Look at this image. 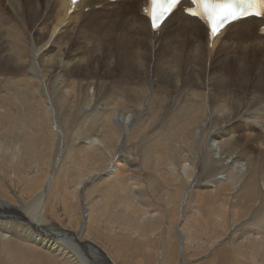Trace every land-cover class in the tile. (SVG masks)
Here are the masks:
<instances>
[{"label": "bare ground", "instance_id": "obj_1", "mask_svg": "<svg viewBox=\"0 0 264 264\" xmlns=\"http://www.w3.org/2000/svg\"><path fill=\"white\" fill-rule=\"evenodd\" d=\"M71 3L72 0L0 1V34L8 29L15 48L21 54L27 50L31 53L30 68L26 70L31 77L40 67V60L54 73L55 83L58 82L63 94L72 88L80 101H94L95 105L83 113L91 110L92 130L101 129L107 123V135L81 140L77 147L71 143L68 148L67 132L60 128L58 121H51V117L56 118V110L46 92L47 85H43V90L40 88L46 98V117L43 123L39 119V123L35 122L42 131L36 134L34 131L31 134L30 128L25 131L29 140L24 148L32 155H46L50 160L47 167L52 161L54 169L44 173L31 171L26 175L20 172L18 185L22 186L18 192L26 194L27 199L20 194L16 196L18 192L11 197V189L0 179V264H118V259L130 264L127 257L130 249L142 259V264L148 260L150 264L167 261L172 264H264V19L249 17L233 22L212 39L205 23L184 10L190 6L187 2L158 31L151 29L144 12L149 0H80L75 8H71ZM108 11L111 16L99 19L103 14H110ZM25 12L37 17L39 27V34L29 43L23 30L5 19L21 18ZM117 23L121 26L113 28ZM107 38H111L119 56L106 53L103 59L99 57ZM112 39L123 45L119 47ZM149 55H158L153 65ZM17 58L23 63L21 56ZM55 58L59 61L56 72L52 67ZM83 59L102 60L110 76L120 67L122 70L110 78L104 87L106 92L102 93L95 81L97 69L81 78ZM1 76L10 78L14 85L24 80L20 74ZM31 77L28 76L27 82H33ZM78 77L85 84L82 82L77 90L71 82ZM101 98L109 102L106 108L100 107ZM153 109L155 115L151 117L148 111ZM172 112L182 117L181 121L172 117L171 127L158 135ZM145 118L150 119L148 124ZM2 119L9 124L4 128L7 131L11 120L21 124V119L12 113H4ZM153 123L157 126L150 132ZM174 123L177 128L172 131ZM179 130L182 135L186 134L191 149L171 158L164 151L167 145L178 142L180 138L175 136ZM136 131L150 133L135 136ZM38 133L52 135L43 138L49 140L50 146L55 137L57 148L36 153V138H42ZM104 138L121 143L118 150L114 152L115 148L106 147ZM131 140L138 141L136 146ZM132 145L139 153L130 157L123 151ZM15 148L20 158L23 151ZM53 151L56 153L51 156ZM106 152L110 157L114 152L115 156L109 159ZM176 158H182L186 188L173 186L174 190H162L171 198L158 203L153 196L155 199L151 201L157 202V206L150 201L144 203L146 196L139 192L145 184L140 177L141 167H152L163 174L169 171L178 180L183 176L174 164ZM71 161L76 168L70 167ZM187 162L190 163L187 165ZM76 171L80 174L77 173L71 199L65 198L67 179ZM147 179L152 188L160 187L154 178ZM201 179L204 185H198ZM87 180L96 182L93 188L99 192L97 198L88 196ZM58 200L72 212L65 225L54 219L59 212ZM172 204L175 206L170 208ZM124 208H131L136 219L119 215ZM187 209L191 210L188 217ZM236 223L239 229L233 232ZM125 227L126 230L142 229L143 236L160 228L166 233L153 253L150 242L130 241L128 238L132 235L125 232ZM99 230L108 235L101 238L100 244L95 239H85ZM200 232L210 236V245L202 244L206 248L210 246L207 248L210 259L194 263L191 256L195 257L201 250L194 245L199 244L196 237H201Z\"/></svg>", "mask_w": 264, "mask_h": 264}, {"label": "rangeland", "instance_id": "obj_2", "mask_svg": "<svg viewBox=\"0 0 264 264\" xmlns=\"http://www.w3.org/2000/svg\"><path fill=\"white\" fill-rule=\"evenodd\" d=\"M0 1H4V0H0ZM1 5H3V3ZM42 9H41V12L44 11V9L43 10ZM31 12H33V11H31ZM110 12L111 11H108L107 13H110ZM111 14L112 13H110V14H103L104 16L101 15L99 17V19L100 18H106L107 15L111 16ZM5 19L8 20V21H10V22H12L14 26H16V27L20 28L21 30H23V32H24V34L26 36V39H27V42L28 43L31 42V41H33V40H35L34 37L39 34V27H38V24H37V17L34 14H31V13H28V12L26 13L25 12L24 13V16L21 17V18H18L17 19V18H14L13 16H9V17H7ZM116 26L117 27H120L121 24L120 23L114 24L113 28H117ZM108 39L109 38H107L104 41L105 43L103 42V46H102V49L103 50L101 49V52H100L101 54L100 53L98 54L100 58L102 56V59L106 56L105 55L106 53L107 54H111V53L113 54L114 53L113 55H116V57L119 56L118 55L119 53L117 52L116 48L111 44V38L109 39L110 41H107ZM11 40L12 39H11V37L9 35L8 29L7 30H3L1 32V34H0V82H3V83H0V96H1V98H0V109H2V110H0V115H1V117H0V128H1L0 129V138L3 139V140L0 139V144L2 143L1 146H0V173H1L0 174V179H2L3 184H5L7 187H9L11 189L10 190L11 191V195L10 196L13 197L14 194H16L18 192V190L20 191L21 186H22L21 184H20L21 186L18 185V183L20 181L18 179L20 177V172H22V173H24V175H26L27 173H30L31 171H38L39 170V171H42V173H44L43 171L51 172L54 169V165H53V162L52 161H51L52 164L50 165V167H47V164L50 162V160L48 161V158L46 159V155H44V156L41 155L40 156V155H37L35 153L32 155L31 152H28L26 150V148H24V144L25 143H28V140H29L26 137V135H25V133H26L25 131L27 129L30 128L31 134L33 133V131H34L35 134H36V132L42 131L40 128L38 129V126L35 124V122L39 123V121H38V119H39V120H42V123H43V121L45 120L44 119V116H45V110L44 109H45V106H46V104H45L46 103L45 102L46 101V98H45V95L43 94L44 92L41 91V89L43 90V85H45V84L47 85L46 88L49 91H47V89H46V92H49L50 97L52 98L53 105L55 104L54 107H55V110H56V115H55L56 118L54 116L51 117V121H54L55 120V123H57V121H58V123H59L58 125L60 126V128L63 131L65 130V132H67V134H65V135H66V140H68L67 141L68 148H71L70 146L72 144H73L72 146L77 147V146L80 145L79 142H81V140H87V139H89L91 137H94V136L96 138H103V137H105L107 135V134H105V132L108 130V125H107V123H105L104 124V127L101 128V129H98V130H92V129H90V126L94 123V117L91 114H89L91 112V110H88V113H83V112H84V110L86 108L93 107L95 105V102L94 101L89 102L88 99L81 100L80 101L78 99V97L75 96L76 94L74 93V91H73L72 88L70 89L71 91H68L67 94H63V91H62L63 89L61 90L59 88L58 82L55 83V78H54L55 76L53 77V74L54 73L53 72H50L47 69V66L45 65V63L42 62V61H40V60H39V63H38L40 67L37 70L34 71L35 72V74L33 75L34 78L31 77L32 74L31 73L28 74V71L26 72V70H29V68H30V63H31V59H32L31 53L27 50V51H23V54H21L15 48V45L12 43ZM112 40L114 41V43L115 42L117 43L116 45H118V42H117L118 40H114V39H112ZM106 41H107V43H106ZM109 42H110V45L108 44ZM122 45L123 44H120L119 43L118 46L121 47ZM21 46H22V44L19 47H21ZM109 46L111 47V49H110ZM186 49H188V47ZM109 51H110V53H108ZM18 56H21L24 59L22 61L23 63L19 62L20 60H18V58H17ZM149 56H150V59L152 60V65H153L154 62H155V60H156V58H158V55H155V56H157L156 58H155V56H152V55H149ZM102 63H103L102 60H97V59H83V60H81L80 65H81V67L83 69V74L81 75V78L82 79H85L89 74L93 73L95 71V69H97V74H96L97 77L95 78V81H96V84H98V86L101 87V92L102 93L103 92L105 93L106 92V89L105 88L109 84L108 82H109L110 78L112 79V77H113L114 74H116L118 76L119 75L118 73L121 72L122 68L120 67L121 68V69L119 68L120 70L117 69L118 70L117 73H113L112 72L113 74H112V76H110L109 75V74H111L110 70L106 71V69H108V68H103L105 64L104 63L102 64ZM58 65H59V61L55 58L53 60V63H52V67L55 70V72H56V70L58 68ZM100 69H101V71H100ZM98 71H99V73H98ZM102 72H104V73H107L108 72L109 74L107 73V74L104 75ZM4 74H10V75L11 74L12 75L20 74L21 75V78L24 79V80L19 81L18 82L19 85H14V83L12 81H10V78H7V76L6 77L1 76V75H4ZM28 76L31 77V79L33 80L32 83L31 82H27L28 81V79H27ZM90 76L95 77L93 75H90ZM25 78H26V80H25ZM40 80L42 81V84H41V81ZM82 82L83 81L78 77V78L74 79L71 83H74V88H76L78 90V89H80L82 87ZM99 83H101V84H99ZM10 85H11V87H10ZM38 85H39V87H38ZM69 87H71V84L69 85ZM53 90H54V92H53ZM72 93H73V96H72ZM52 96H54V97H52ZM102 98L99 99L100 101H102L100 107L101 108H106L107 105L109 104V102L108 101H104L103 102V99ZM28 102H31V103H28ZM48 106H49V104H48ZM119 108H123V105H120L119 104ZM30 110L33 111V112H36V111L37 112L35 114V113L31 112ZM154 111H155V109L150 110V111H148L149 112L148 114L151 113L150 116L152 117V115H155V112ZM65 112H66V114H64ZM4 113H12V116H14V117H16L18 119H21V124L17 125L18 123H16L14 120H11V123H10L11 125L9 127V131L5 130L4 128L8 127L9 124H6V121L2 119V118H4ZM116 116L117 115H114V117H116ZM172 117H174L175 119H177L179 121H181L180 119L182 118V117H179L177 113L176 114L174 112L170 113L169 120L167 121L168 123H166L164 125L163 129L159 131L158 135L159 134H162V133H165V131L169 127H171L170 126V123H171V120L170 119ZM145 119H146L145 120L146 121L145 123L148 124V121H150V119H148V118H145ZM156 123H157V125L160 124V122H156ZM156 123L151 124L150 125L151 128L148 131L151 132V129H153L154 127L157 126ZM22 124L24 125L25 128H23V125ZM175 126H177V123H174V125L172 127V131H174L177 128ZM69 129H71V130H69ZM148 131H146L145 133H150ZM138 132L139 131H136L135 132L136 134H134V135L135 136H137V135L142 136L143 134H145V133H138ZM60 134H64V132H61ZM183 135H182V130H179L177 132L176 136H175L177 138H180L178 140V142L175 141L174 143L166 146L167 149H165L164 152H168V154H170L171 158L177 156L176 154H178V155L181 154L182 151H184V152H186V150H187V152L190 151L191 148L189 147L188 142L186 141L187 136H186V134H183ZM38 136H42V138H38V139L36 138L35 145L36 144L37 145L39 144L38 147H37V145H36V147L34 146L36 153L38 152L40 154V151H42V150L48 151L50 149L57 148V145H56L57 141H55V137H54V142L52 144L53 146H50L48 139H43V138H45L44 136H46V137L52 136L51 134L43 135L42 133H38ZM41 139H43L42 142L45 145H43V143L41 142ZM103 140H104V142H106V143H104L106 147L109 145L110 148H115L114 149V152H115L116 149L118 150V148H119V146L121 144V143H118L115 140L114 141H111V140H106L105 138ZM131 142L133 143V145H135V144H137L138 141L131 140ZM46 145H47L48 148L46 147ZM133 145H132V147L129 150L125 149L123 151V153L127 152L128 153V156H130V157L137 156L138 153H139L137 151L138 149L137 148H136L137 150L133 149ZM16 146L18 148H20L19 150H22L23 151L22 152V155L21 154H18V155H21L20 158H17V156H16L17 155L15 153L16 150H17L15 148ZM49 147H50V149H49ZM14 150H15V152H14ZM86 150L89 151L88 148H86ZM178 150H179L180 153L177 152ZM4 152H8V154H3ZM114 152H112V154H111L112 156L111 157L106 152V155L109 157V159H112L115 156L114 155L115 154ZM54 153H56V151L55 152L53 151L52 154H51V156H53ZM133 153L135 155H133ZM35 155H37V156H35ZM176 159L177 160H175V162H177V163H174V164H176V166L178 167V171L180 170L179 171V175L180 176H183V177L179 178L178 180H177L178 177H176L175 175L174 176H171L170 175V172L168 171V168L167 167H162V168H166L165 171L166 170L168 171V172L166 171L167 173H165V174H163L162 171L157 170V169L152 168V167L151 168H147V167H143V166L141 167V169H140L141 170L140 171V177H141V181L144 182L145 184L143 185L142 189H139V192H144V195L146 196V198L145 197L143 198V202L144 203L145 202L148 203L150 201V203L153 202L152 204L156 205L160 201H163L164 198H165L164 200L170 199L171 197L166 196L163 193L162 190H172V189L174 190V187H176V186L177 187H183V188L185 187L186 188V185H188V184H185L184 183L186 179L184 180L185 174H184V171L182 169V166H183L182 158H180L181 160H178V158H176ZM178 163H179V165H178ZM188 163H190V162H187L186 164L188 165ZM10 165H11V167H10ZM91 165L92 164H89V167H91ZM39 166H41V167H39ZM70 167L71 168H76V166L73 164L72 161L70 163ZM99 167L100 166L98 165V168ZM6 169H7L8 172L6 171ZM79 169L82 170L81 167ZM102 169L103 170H106L104 166H102ZM102 169H97V170L103 172ZM26 170H28V171H26ZM90 170H92V167L90 168ZM201 171H202V167H201ZM18 172H19V174H18ZM81 172H82V174L84 173V171H81ZM77 173L80 174V171L74 172L73 175H71L70 178L67 179V181L69 180L68 181L69 184H68L67 188H65L66 191L65 190L63 191L64 192V195H65V198H68V196H69L70 199H71L70 193L75 188L74 186H75L76 181L78 179V174ZM15 174H16V176H15ZM73 176L75 178H73ZM147 178H154V180L157 181V184L161 188L160 187L158 188L157 186H154L152 188ZM14 181H15V184H14ZM91 182L89 180L85 181V184L87 186L86 192L89 194L88 196L91 195L90 197L94 198V197H96L98 195L99 192L96 191L95 188H93L94 186L96 187V182H94L92 180H91ZM170 182L173 183L174 185H170L171 184ZM159 183H161V184H159ZM198 183H200L198 185H202V184L204 185V181L203 180L200 181V182H198ZM13 185H14V187H13ZM102 187H103V185H102ZM15 188L17 189V191L15 190ZM12 192H14V193H12ZM67 192H69V193H67ZM18 194L22 195L23 198H26V199L28 198L26 194L22 193V191L20 193L18 192L16 194V196H18ZM153 196L157 199L158 203L156 201H155L156 203H154V201H151V199L154 198ZM58 202L59 203H57V205H58L59 212H58L57 217H55L54 219L56 221L57 220L62 221V224L65 225V224H67L68 220L72 217V212H69V211L66 210L65 205H64V203L61 200H58ZM173 206H175V205L172 204L170 206V208L173 207ZM116 208H114V209H116ZM190 209L189 210L188 209L186 210V213H188L186 215L187 217L189 216V214H191V210ZM80 210H81L82 214H84V211L81 208H80ZM59 214H60V216H59ZM118 214L119 215H122V216H125V218H127V219H129V218L130 219L132 218L133 220L136 219L134 217V214H133L131 208H128V209H125L124 208L123 210H121V213H118ZM100 219H102V221H103V217L100 218ZM244 219H242V220H244ZM67 227L69 229H73L75 231V229L73 227H71L70 225H67ZM124 229H125V232L127 234H129V236L132 235V236H130L128 238L130 241L135 242L136 240L140 239V241L144 240V241L150 242L151 243V251L153 253L156 252V249L160 245V242H161L160 239H161L162 235H164L166 233V231H163V229L160 228V229H157V232H154V231L151 232V233L148 232L147 235L143 236V235H141L142 234L141 233L142 232V229L139 230V229L132 228V229L126 230V227ZM232 229H233L232 231L235 232V230L239 229V224H237V223L234 224L233 227H232ZM213 230H216V228L215 229L213 228ZM243 231L245 232V229H243ZM169 232L171 233V235L176 236L174 230H170ZM134 233H140V235L139 234L136 235ZM203 233L204 232H200L199 233V236H201V237H199V238L196 237L197 239H199V240H196V242L198 241L199 244L198 245L197 244H194V245H196L195 247L198 246L197 248H199L201 250H200V253L197 252L198 253V254H196V256L198 255L197 257L196 256L195 257H192L191 256V260L194 263L195 262L201 263L205 259L206 260L207 259H210V256H207V255H210V253L207 250V248H209L210 246L209 247L207 246V248H206V246H203L202 245L204 243L207 244V245L209 243V245H210V243H211L210 236L207 235V234H203ZM107 236L108 235H107V233L105 231L99 230V231L92 232L85 239H95V241H97L100 244L99 241L101 240V238L107 237ZM150 236H151V238H150ZM225 237H226L225 235L222 236V238H225ZM125 238L127 239L126 236H125ZM131 239H133V240H131ZM202 239H203V242L200 241ZM153 241H155V242H153ZM132 250L133 249H130L131 253H129L130 252L129 251L128 252L129 256H127V257H129L128 258L129 263L130 264H142V262H140L142 259L141 258H138L132 252ZM190 251H194V250H191L190 249ZM159 253H160V251L157 253V256L160 257L161 256V253L160 254ZM188 255H190V254H188ZM199 255L201 257H199ZM204 255H205V257H204ZM153 256H154V254H153ZM153 259H155V258H153ZM157 259L158 258H156V260ZM117 262H118V264H124L121 259H118ZM167 262L169 264H172L171 261H167ZM143 263L150 264L149 263V260L146 261V262H143ZM168 263H166V264H168Z\"/></svg>", "mask_w": 264, "mask_h": 264}, {"label": "snow or ice", "instance_id": "obj_3", "mask_svg": "<svg viewBox=\"0 0 264 264\" xmlns=\"http://www.w3.org/2000/svg\"><path fill=\"white\" fill-rule=\"evenodd\" d=\"M76 0H73L75 5ZM181 3V0H149L144 9L151 27L159 28L167 16ZM192 7L184 10L201 19L214 38L226 23L245 16L264 17V0H191Z\"/></svg>", "mask_w": 264, "mask_h": 264}]
</instances>
